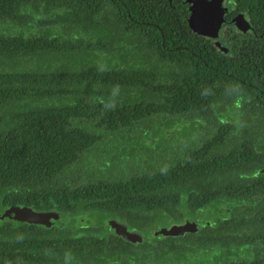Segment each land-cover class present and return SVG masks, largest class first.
Listing matches in <instances>:
<instances>
[{
    "label": "trees",
    "instance_id": "1",
    "mask_svg": "<svg viewBox=\"0 0 264 264\" xmlns=\"http://www.w3.org/2000/svg\"><path fill=\"white\" fill-rule=\"evenodd\" d=\"M123 1L125 6L120 0H0V63L68 56L64 63L38 61L40 70L22 62L0 68V213L26 206L37 212L57 209L65 217L49 228L1 222L0 264H131V255L138 264L147 257L154 264H193L190 254L203 247L215 248L213 264H264V174L247 176L264 166V0H227V20L246 12L252 26L234 39L231 56L189 33L187 2ZM155 50L170 64L164 78L148 67ZM100 59L105 69L84 70V63ZM72 61L83 71L68 67ZM217 80L226 82L217 87ZM236 94L253 109L233 106L211 137L186 149L183 162L165 173L125 185L80 181L79 160L99 146L102 134L112 132L114 138L121 125L127 128L153 112L168 114L171 128L187 112L197 122L182 126L186 137L201 129V119H219L212 104L233 101ZM253 134L262 137L255 141ZM149 188L162 197L143 204ZM120 199L139 203L152 211L151 218H190L203 207L218 224L206 225L204 236L185 238L159 237L148 229V241L131 244L99 228L102 218H78L113 211ZM221 213L228 217L220 220ZM156 224L165 223H148ZM98 231L102 234H90Z\"/></svg>",
    "mask_w": 264,
    "mask_h": 264
},
{
    "label": "flooded vegetation",
    "instance_id": "2",
    "mask_svg": "<svg viewBox=\"0 0 264 264\" xmlns=\"http://www.w3.org/2000/svg\"><path fill=\"white\" fill-rule=\"evenodd\" d=\"M171 0H168L170 2ZM120 2L125 6L126 3L123 0H120ZM181 2H186V0H181ZM171 4V3H169ZM187 4V3H186ZM230 6V5H229ZM174 7V6H172ZM188 7V5H187ZM166 8H157V10L165 11ZM109 11V8L106 10L105 13ZM121 12V10H118ZM173 11H185L184 9L180 8H174ZM188 11V16L190 15V11L187 8ZM230 11H228L225 15L229 14ZM238 14V13H237ZM235 14V15H237ZM233 15L230 20H227L225 16V21L222 24V30L216 37V41L220 43V45L225 46L228 51L225 53L221 54H228V56L233 55V46L234 39L236 40L237 36L244 35L246 33H249V30L242 32L241 30L237 29L236 23L233 21ZM126 24V23H125ZM188 26V31L191 34L198 35L194 30H192ZM211 45H213L212 39L208 40ZM134 50V49H133ZM135 53H138L136 50H134ZM159 52V51H158ZM157 50L154 52L150 53L151 54V59L149 61L148 67L150 66V69H154V71L158 72H163L160 73L159 77L163 75V78L166 76V73H169V71L165 70V68L169 67V63L165 66V62H161L162 59H160V56L157 54ZM220 53V52H219ZM149 70V69H147ZM157 72V73H158ZM218 75H222L225 77H229L231 74L230 73H225L222 71H217ZM156 73V72H154ZM228 75V76H226ZM157 79H161V78ZM169 78V76L167 77ZM226 82L225 80H217L214 85H217L219 87L221 83ZM247 84V83H246ZM243 95L239 96L236 94V99L231 101V97H227L226 101L219 102L217 104H212L209 109L214 110V115L218 117L219 119H213L208 121L203 118L200 120L202 123L201 129L197 132H193L192 134L186 135V137H182V126L189 121L191 123L192 121L197 122L195 119L189 118L190 116L189 113L186 112L184 118L180 116V118L176 119V124H173L171 128H168L166 126V121H168L167 117H169L168 114H160L153 112L149 118H145L142 120H139V122H133L132 124L129 125L127 128H122L123 126L121 125V128H118L117 130L119 131L118 133L116 132L115 137H117L116 141L113 138V141H109V137L112 138L114 133L108 132L106 133L108 136H105L102 134V137L99 140V146L93 150H95L98 153L99 158H96L97 161L94 162L93 166L94 169L90 171L91 169L88 166L80 168L81 176H80V181H86L85 178H90V179H99V180H104L108 182H117L120 185H125L128 184L130 181L138 179L141 176L144 175H152L155 173H165L166 171L169 170L170 166L175 163V162H183V159L186 157L185 156V151L189 147L196 146L198 144L203 143L207 138L211 137L212 133L217 131V126L220 123V120L223 122H226L227 117L231 115V110L235 107H238L239 109H253V105L251 104H244L240 103L241 100H243ZM156 105H163V104H156ZM173 117V115H172ZM198 124V123H196ZM204 130V131H203ZM206 130V131H205ZM149 133L150 132L154 133L151 137V141H155L158 138L156 136L158 135H165L163 139V143L158 142L157 144L154 145V148L149 151H144L141 149H138L136 146L132 149V153L130 156H127L124 154L123 149L127 147V141L129 140V134L131 133L132 136L134 135H141L144 136V133ZM161 132V133H159ZM206 132V136H204V139H200L197 141L195 138H198V136H202V133ZM237 134V133H236ZM149 136H146V141L148 143L149 141ZM250 136V135H249ZM253 140L257 141L260 140L261 135H256L253 134L251 135ZM197 141V143H195ZM112 142V143H111ZM114 143V144H113ZM189 145V146H188ZM109 150L110 149V154H108V157L104 160V162L101 161L102 156L101 153L104 150ZM158 159V160H157ZM97 163L99 166H97ZM160 163V164H159ZM159 164V165H157ZM96 168V169H95ZM261 169H264L263 167H257L253 172H250L247 176H257L258 174H264L263 172H260ZM77 172V171H76ZM93 172V173H91ZM122 190L125 189V187L121 186ZM133 189V186L131 187ZM150 189V188H149ZM161 193V192H160ZM158 190L154 189L151 192V189L149 191H143L142 193V198L144 196H147V199H142L141 203H145L147 201H150V197H154L155 195H159ZM131 196L133 197V192L130 193ZM135 194H139V191H135ZM119 197L122 196V194H118ZM129 194L127 193L126 197L128 198ZM162 197V196H160ZM150 199V200H148ZM158 200V197L155 198ZM131 199L123 200L120 199L121 203H118V207L114 208L113 211L106 210V209H99L98 214H93L90 212H86L83 215H80L78 218H80L81 221H84L85 218H102L103 216H106V221L104 222L105 224L99 228H102L103 231L104 229L106 230V234L109 236H115L120 237L124 239L123 237L119 236L116 232L114 227L110 224L111 220H114L116 222H120L125 224L126 226V231L130 233L134 232H140L142 236V240H137V241H129L124 239L125 241L131 243V244H140L144 243L149 235L147 233L148 229L149 233L155 236L159 237H167V236H162L159 235L157 232H159L163 228H167L171 225L174 224H185L186 222H199L198 223V228L196 231L189 232V231H184L182 234L179 235H168L171 237H186L188 234H199L200 236H204L205 232L207 230H203L206 225L210 227L216 226L218 224V219L214 217L212 214L209 218H207V215L204 213L203 207H200L196 209L195 213L190 217V218H151L152 216V211L148 212L145 211L144 209H140L139 203H135V205L129 203ZM9 208V207H8ZM7 209V208H6ZM5 209V210H6ZM4 210V212H5ZM51 210H57V209H51ZM58 211V210H57ZM1 212V213H4ZM39 212V211H38ZM211 213L214 212V210L210 211ZM0 213V214H1ZM61 214V213H60ZM219 216V219H226L228 216L223 215ZM94 216V217H93ZM62 218H65L61 216ZM166 217V216H164ZM4 220H12L9 217H4ZM156 219V220H155ZM14 221V220H12ZM160 222L162 221L165 224H156L154 226H149V222ZM16 222V221H15ZM90 223H86L85 225H88ZM86 227V226H85ZM102 231V232H103ZM102 234L101 232H91L90 234ZM81 234L88 235L86 231L82 232ZM148 241V240H147ZM197 248V246H196ZM145 254V253H144ZM142 256V255H141ZM191 261L193 264H196L197 262H201L202 264H213L215 261H217V254L215 253V248H199L197 252L191 253ZM130 262L131 264H138L139 260H135V255L130 256ZM150 258L147 257V260L143 264H154L149 261ZM184 262V261H183ZM184 264H189V262H184Z\"/></svg>",
    "mask_w": 264,
    "mask_h": 264
},
{
    "label": "water",
    "instance_id": "3",
    "mask_svg": "<svg viewBox=\"0 0 264 264\" xmlns=\"http://www.w3.org/2000/svg\"><path fill=\"white\" fill-rule=\"evenodd\" d=\"M188 9L191 12L188 16V24L192 30L205 39H212L216 50L225 53L228 49L214 41L222 29L225 21V14L229 11L227 0H186ZM237 29L245 32L252 29L247 19L246 12H239L233 17ZM260 172L264 173V169ZM4 217H9L16 222H24L28 224H36L45 228L57 225L61 220V214L57 210H48L37 212L26 206H10L4 213L0 214V223L4 221ZM199 222H186L185 224H174L157 232L159 235H179L184 231L193 232L198 228ZM115 232L129 241L142 240L140 232L128 233L123 223L110 221Z\"/></svg>",
    "mask_w": 264,
    "mask_h": 264
},
{
    "label": "rangeland",
    "instance_id": "4",
    "mask_svg": "<svg viewBox=\"0 0 264 264\" xmlns=\"http://www.w3.org/2000/svg\"><path fill=\"white\" fill-rule=\"evenodd\" d=\"M0 29H3L2 25H0ZM214 41H216V39ZM134 50H136V49H134ZM103 52H105V54L108 53L107 51H103ZM133 52L135 53V51H133ZM51 58L53 60H58L59 58H61L63 60V63L68 61V56L67 55H64L62 53H58V54L54 53V54H47V55H42V56H34V57H31V58L23 57L20 60L16 59L14 64H13V60L12 61L11 60H7L4 63H0V68L1 69L4 68V67L10 68V69L11 68H17V66L20 64V62H22V65H24V67L26 69H30V70H37L38 69V70H40L39 67H38L39 66L38 61H40L42 63V62H46V61L50 60ZM76 62H77V60H76ZM104 62L105 61L101 60V59L98 60V61H95V62H92V60H91V62L84 63V67L83 68H84V70H88L89 69L88 67H95L97 69L103 70V69H105L104 68V66H105ZM16 63H18V64L16 65ZM59 63H61V62H59ZM73 65H74V68L76 70H81L82 69L80 65H78V64L75 65L73 61L68 64V67H71ZM53 68H55V67L53 66ZM57 68L58 69H62L63 65H59V67H57ZM46 69L51 70L52 67L47 66ZM69 70H71V69H69ZM81 71H83V70H81ZM153 134L154 133L150 132V136L148 137L149 138L148 143L146 141H144V140H146V137H144V136H141V135L136 136V135H134V136L130 137L129 140L127 141V143H126L127 147L124 149V154L129 156L132 153V149L135 146L138 149H141V150H144V151H149V150H152L154 148V145L157 144L158 142L163 143V139H164L165 135H158V136H156L158 138L157 140L151 141V137H153L152 136ZM204 136H206V132L202 133V136H198V138H195V139L197 141H199L200 139L201 140L204 139L205 138ZM112 139H113V137H112ZM116 139H117V137H114L115 141H116ZM197 141H195V143H197ZM108 154H110V149L109 150L108 149L104 150L101 153L100 156H102V158H101L102 162H104V160L108 157ZM96 158H99L98 153L95 150L89 151V152L85 153L84 156H81V158L79 160V164H80L81 167L88 166L91 169L90 171H92V169H94L93 166H96V165H93L94 162L97 161ZM159 164H157V165H159ZM97 166H99L98 163H97ZM91 173H93V172H91ZM106 219H107L106 216H103L101 221L105 222Z\"/></svg>",
    "mask_w": 264,
    "mask_h": 264
}]
</instances>
